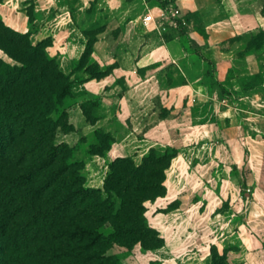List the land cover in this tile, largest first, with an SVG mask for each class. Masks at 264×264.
Segmentation results:
<instances>
[{"label":"crops","instance_id":"crops-1","mask_svg":"<svg viewBox=\"0 0 264 264\" xmlns=\"http://www.w3.org/2000/svg\"><path fill=\"white\" fill-rule=\"evenodd\" d=\"M89 1L0 0V19L26 33L31 45L47 38L45 53L70 80L61 103L70 128L57 129L55 137L76 152L82 143L89 149L96 132L108 134L103 152L87 150L81 158V171H89L83 174L86 186L101 188L107 161L114 157L138 163L150 148L175 147L164 170L165 193L156 197L164 199L166 170L178 158L180 142L205 143L207 132L222 142L224 121L233 126L237 114L264 106V0H169L178 14L171 20L155 17L163 27L159 34L140 22L147 11L156 14V1L128 0L143 10L136 19L138 34L125 41L109 38L107 23L91 31L88 41L94 18L113 13L87 9ZM118 13L129 15L126 5ZM258 31L262 35L255 41ZM88 64L102 73L90 75ZM186 127L191 131L185 133Z\"/></svg>","mask_w":264,"mask_h":264},{"label":"trees","instance_id":"trees-1","mask_svg":"<svg viewBox=\"0 0 264 264\" xmlns=\"http://www.w3.org/2000/svg\"><path fill=\"white\" fill-rule=\"evenodd\" d=\"M47 44L46 38L31 45L26 33L0 19V50L17 63L0 59V264H124L95 251L102 238L96 228L107 222L113 240L157 247L160 239L145 220L143 202L164 195V170L176 151L150 148L137 164L115 157L101 188L83 185L82 164L58 167L72 150L54 140L57 129L70 128L61 104L70 80L45 53ZM88 51L86 46L82 61ZM95 138L88 151L101 153L108 134L96 132ZM28 162L30 169H20ZM46 169L54 171L39 183Z\"/></svg>","mask_w":264,"mask_h":264},{"label":"rangeland","instance_id":"rangeland-1","mask_svg":"<svg viewBox=\"0 0 264 264\" xmlns=\"http://www.w3.org/2000/svg\"><path fill=\"white\" fill-rule=\"evenodd\" d=\"M106 1L92 0L87 4V9L105 7L113 11L110 16L94 18L92 29L86 33L88 41L92 39L91 31L106 23L110 29L107 35L112 40L120 36L125 41L132 34L135 37L138 34L136 19L142 13V5L138 9L134 1ZM122 5H126L129 15L118 13ZM125 25L128 34L123 36ZM261 35L260 31L255 32L253 39L256 41ZM0 59L10 65L17 64L1 50ZM87 71L90 75L99 74L94 64H89ZM253 109L252 113L237 114V123L233 126L223 122L222 142L212 141L207 132L205 143L185 139L178 144V158L171 161L166 170L165 198L143 202L148 226L158 229L160 244L157 247L142 248L137 242L123 245L111 238L112 226L104 222L96 228L102 238L95 251H103L104 255L124 264H264V106ZM58 124L61 129L66 128L63 117ZM184 130L185 133L191 131L188 127ZM58 138H54L56 143L60 142ZM101 139L103 145L105 137ZM86 147V144H78L76 152L73 147L69 160L60 162L58 167L67 161L80 166L88 150ZM173 149L176 151L175 147ZM8 157L12 159L10 153ZM32 165L28 162L20 169L28 170ZM53 171L46 169L39 173V183ZM84 173L89 174V171L80 170L83 185H87ZM96 177H100V172L92 179ZM114 203H119L117 197Z\"/></svg>","mask_w":264,"mask_h":264},{"label":"built area","instance_id":"built-area-1","mask_svg":"<svg viewBox=\"0 0 264 264\" xmlns=\"http://www.w3.org/2000/svg\"><path fill=\"white\" fill-rule=\"evenodd\" d=\"M156 1V14L154 15L152 12L147 11L140 19L141 25L143 27H148L149 25L157 31L159 34L163 29L161 23H157L155 17L157 18H166L171 20L178 14V9L172 5L169 0H155ZM160 3V4H159ZM162 3V4H161Z\"/></svg>","mask_w":264,"mask_h":264}]
</instances>
